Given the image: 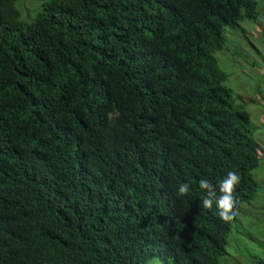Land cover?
<instances>
[{"label":"trees","instance_id":"1","mask_svg":"<svg viewBox=\"0 0 264 264\" xmlns=\"http://www.w3.org/2000/svg\"><path fill=\"white\" fill-rule=\"evenodd\" d=\"M40 1L0 0V264H218L240 207L199 182L251 205L259 145L215 53L256 0Z\"/></svg>","mask_w":264,"mask_h":264},{"label":"rangeland","instance_id":"2","mask_svg":"<svg viewBox=\"0 0 264 264\" xmlns=\"http://www.w3.org/2000/svg\"><path fill=\"white\" fill-rule=\"evenodd\" d=\"M257 12L224 32L222 50L215 53L220 68L226 72V86L235 104L249 114L251 126L264 124V0H256ZM21 19L30 21L42 3L40 0H17ZM235 30L230 35L229 31ZM226 53L231 56L228 62ZM261 138V137H258ZM255 137L264 156V140ZM259 194L251 205H243L228 237V254L219 264H264V173L255 172ZM150 264H160L153 261Z\"/></svg>","mask_w":264,"mask_h":264},{"label":"clouds","instance_id":"3","mask_svg":"<svg viewBox=\"0 0 264 264\" xmlns=\"http://www.w3.org/2000/svg\"><path fill=\"white\" fill-rule=\"evenodd\" d=\"M256 12H257V8H256ZM256 12H255V14H256ZM247 18H252V17H247ZM237 23H235L234 25H231V26H235ZM226 27H228V26H226ZM234 31L235 30H231V31H229L228 34L230 35ZM224 32H225V29L223 31V43H224ZM222 48H223V44H222ZM222 48L220 50H222ZM226 55H227L228 62L231 63V56H229L228 53H226ZM226 81H225V83H226ZM243 109L245 112H247L244 107H243ZM253 129H254V139H255V137H257V138L261 137V138H258V140L260 142H261L260 139L264 140V124L257 126L256 129L255 128H253ZM258 157H259L258 158L259 164H258L257 168L253 171L254 176H255V172H257L259 174L264 173V156L261 155V153H259V147H258ZM239 180H240L239 175L234 171H229L227 173L226 177L218 182V185L212 184L209 180H201L199 182V187L203 193L201 196V201H202L203 207L205 209H211L213 207V204L215 203L216 208H217L218 217L222 221L229 223L228 221H230L233 218V216L235 215V211H237L240 207V212L238 213V215H239L241 213L242 206L246 205V204H243V205L239 204V205H237V207L235 206L236 201H235V197L233 194L235 192L236 186L239 183ZM217 188H218V191H217ZM189 190H190V185L187 183H183L178 187V189L176 191H177L178 196H186L189 194ZM259 192L260 191H259V184H258V188H257L255 198L259 194ZM238 215L235 216L236 218L234 220L232 219L229 223V231H228L226 239L224 240V244L222 246L221 253H220L221 256L218 259V264L220 262V258L228 254V251H227L228 237H229V234L231 232L232 225L235 222V220L237 219ZM153 261H158L160 264H163L157 258L152 259L151 261L148 262V264L152 263Z\"/></svg>","mask_w":264,"mask_h":264}]
</instances>
